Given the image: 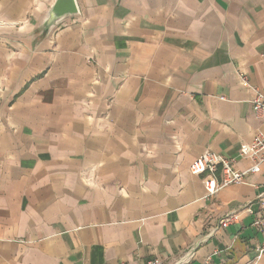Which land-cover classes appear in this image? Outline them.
<instances>
[{
    "label": "crops",
    "instance_id": "0c3cea01",
    "mask_svg": "<svg viewBox=\"0 0 264 264\" xmlns=\"http://www.w3.org/2000/svg\"><path fill=\"white\" fill-rule=\"evenodd\" d=\"M54 2L0 0V264H264L240 210L264 164L211 197L190 168L250 164L264 0H77L48 27Z\"/></svg>",
    "mask_w": 264,
    "mask_h": 264
},
{
    "label": "built area",
    "instance_id": "2783aa9c",
    "mask_svg": "<svg viewBox=\"0 0 264 264\" xmlns=\"http://www.w3.org/2000/svg\"><path fill=\"white\" fill-rule=\"evenodd\" d=\"M240 79L242 83L254 90V98L252 100V107L254 109L255 117L261 123V129L254 137L253 141L246 144L239 152V158L249 159L250 164L246 169L242 170L235 166L237 158H228L225 155L214 152L212 150H205L190 166L192 173L200 175L206 188V197H211L217 194L219 190L232 184L246 183V176L249 174H257L263 168L264 164V90L255 88L251 85L246 74H241ZM224 99V98H222ZM254 205L258 208L255 210ZM241 211L248 212L254 215L251 225L259 231H264V186L261 191L256 195L252 202H248L242 206ZM240 211H233L227 214L218 224L217 230L220 227H227L234 221H238ZM214 230V231H215ZM208 234H213L209 232ZM260 256L264 254V245L259 250ZM188 255L177 263H182L187 259ZM144 264H162V260L154 258L146 261Z\"/></svg>",
    "mask_w": 264,
    "mask_h": 264
},
{
    "label": "water",
    "instance_id": "95a60500",
    "mask_svg": "<svg viewBox=\"0 0 264 264\" xmlns=\"http://www.w3.org/2000/svg\"><path fill=\"white\" fill-rule=\"evenodd\" d=\"M78 13L79 7L77 0H55L46 15L45 25L53 27L64 18Z\"/></svg>",
    "mask_w": 264,
    "mask_h": 264
}]
</instances>
